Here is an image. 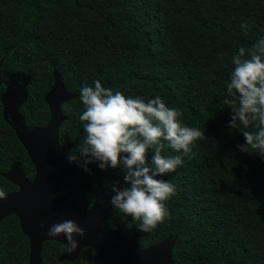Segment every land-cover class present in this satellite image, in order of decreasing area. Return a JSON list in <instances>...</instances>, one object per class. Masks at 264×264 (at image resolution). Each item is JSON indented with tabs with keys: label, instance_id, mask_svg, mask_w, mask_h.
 Masks as SVG:
<instances>
[{
	"label": "trees",
	"instance_id": "obj_1",
	"mask_svg": "<svg viewBox=\"0 0 264 264\" xmlns=\"http://www.w3.org/2000/svg\"><path fill=\"white\" fill-rule=\"evenodd\" d=\"M260 39L264 0H0L1 67L31 75L22 108L27 120L48 123L45 95L55 72L74 94L62 105L66 119L59 130L61 145L77 140L67 154L79 157L77 147L86 136L80 89L94 87L96 80L128 98L147 102L159 95L181 110L185 125L204 132L187 156L162 141V156L184 161L158 177L176 189L165 202L170 218L145 233L137 227L140 221L118 209L109 217L111 228L127 238L135 235L143 249L174 239L175 264H264V157L250 146L240 150L247 143L242 132L258 129L230 128L232 108L223 103L233 56ZM152 155L149 149V165ZM14 160L33 178L26 149L0 113V188L6 193L17 189L4 177ZM98 163L88 164L90 171L79 166L56 196H67L81 210L97 199L104 209L112 205L113 185L128 186L124 170H102ZM67 250L46 241L42 264L100 263L91 247L75 261H59ZM29 254L19 218L7 216L0 222V264H30Z\"/></svg>",
	"mask_w": 264,
	"mask_h": 264
},
{
	"label": "clouds",
	"instance_id": "obj_2",
	"mask_svg": "<svg viewBox=\"0 0 264 264\" xmlns=\"http://www.w3.org/2000/svg\"><path fill=\"white\" fill-rule=\"evenodd\" d=\"M240 27L247 31L249 25L242 23ZM232 64L234 69L223 100L232 108L229 127L239 129L254 125L257 131L242 132L247 143L240 146V150L248 152L250 146L264 157V39L248 49L241 47L233 56ZM0 78H4L2 73ZM79 98L84 107L79 120L84 122L86 136L77 147L79 157L69 153V161L77 162L82 158L80 167L85 171H90L87 165L93 162H99L102 170L108 166L122 167L128 186L120 189L113 185L115 194L111 204L140 221L139 231L154 230L170 218L165 202L176 194L171 182L158 177L175 172L184 163L180 155L162 156V141L187 156L192 153L195 142L205 137L204 132L185 125L181 110L168 107L159 95L147 102L139 97L128 98L96 80L94 87L85 85L80 89ZM149 149L154 150L150 165ZM6 197L7 193L0 188V200ZM47 234L50 237L64 234L68 250L72 252L78 247L74 236H84L85 232L73 220H64L53 224Z\"/></svg>",
	"mask_w": 264,
	"mask_h": 264
},
{
	"label": "water",
	"instance_id": "obj_3",
	"mask_svg": "<svg viewBox=\"0 0 264 264\" xmlns=\"http://www.w3.org/2000/svg\"><path fill=\"white\" fill-rule=\"evenodd\" d=\"M15 76L31 75L24 72ZM27 84H24V88ZM26 89L20 98L11 92L3 97L6 107V119L17 131L18 138L36 166L33 181L22 173L21 164L15 163L5 174L6 178L19 187V191L7 194L0 200V222L9 215L19 218L22 231L30 241V264H42V246L52 240L68 245L64 234L50 237L48 229L55 223L73 220L84 229L85 235L74 236L78 242L75 251L62 254L59 261H75L82 250L93 248L100 257L99 264H175L173 258L174 239H167L147 249H143L135 235L127 238L120 231L109 226V217L115 210L113 205L102 209L99 199L87 210H81L67 196L54 197L63 183L76 173L83 160L70 162L67 152L76 144L62 146L59 142V129L66 119L61 106L74 97L67 91L60 76L54 73V83L45 95V102L51 110V118L44 127L29 128L25 117L20 112L21 105L26 101ZM9 97V100L7 98ZM43 225V227H42ZM70 246V245H69ZM68 247V246H67Z\"/></svg>",
	"mask_w": 264,
	"mask_h": 264
},
{
	"label": "flooded vegetation",
	"instance_id": "obj_4",
	"mask_svg": "<svg viewBox=\"0 0 264 264\" xmlns=\"http://www.w3.org/2000/svg\"><path fill=\"white\" fill-rule=\"evenodd\" d=\"M2 61H0V73H2L3 74V76H4V78H0V113H1V115H2V119L4 120V122L5 123H7L13 130H14V132H15V134H16V136H17V138H18V135H17V131H16V129L13 127V125L10 123V122H8L7 121V119H6V117H5V115H6V107H5V103L3 102V98H2V95H3V97H6V95L8 94V93H11V92H13L15 95H16V97L17 98H20L21 97V95H22V92L24 91V89H26V91H27V93H28V95L27 96H29V91H28V87H29V85L31 84V79H30V81L28 82V83H26V79L24 78V77H19V76H15L14 74H16V73H6V72H4V70L2 69ZM24 84H27L26 85V87L24 88ZM27 99H28V97H27ZM27 99H26V101H27ZM7 100H9V97L7 98ZM26 101L21 105V107H20V112L23 114V116L25 117L24 119H25V122H26V124H27V126L29 127V128H34V127H44L45 125H43V126H39V125H36V124H34V123H30L28 120H27V118H26V116H25V114H24V112H23V110H22V108H23V106H24V104L26 103ZM47 104V103H46ZM48 105V104H47ZM49 107V106H48ZM61 109H62V106H61ZM49 113H50V118H51V110H50V107H49ZM63 111V110H62ZM64 113V112H63ZM65 115V114H64ZM66 116V115H65ZM50 118H49V120H50ZM65 121V120H64ZM63 121V122H64ZM49 122V121H48ZM48 124V123H47ZM46 124V125H47ZM60 130V129H59ZM18 140L20 141V139L18 138ZM21 142V141H20ZM60 142V141H59ZM21 144L23 145V143L21 142ZM61 145V144H60ZM62 146H65V145H62ZM23 147L25 148V146L23 145ZM26 149V148H25ZM26 151H27V149H26ZM28 153V152H27ZM68 153V152H67ZM29 155V154H28ZM68 155V154H67ZM29 159H30V161H31V163L33 164V166H34V168H35V172H34V176H33V178H29V176H28V168H27V170L25 169V167H24V164H23V162L22 161H20V160H14L11 164H10V166H9V170L5 173V174H7L10 170H11V166L13 165V164H15V163H20L21 164V170H22V173H23V175L28 179V180H30V181H33V179H34V177H35V175H36V166H35V164L32 162V160H31V158H30V156H29ZM27 166H29V165H27ZM5 174H4V177L6 178V176H5ZM7 179V178H6ZM8 180V179H7ZM9 181V180H8ZM11 182V181H10ZM12 183V182H11ZM64 184V183H63ZM62 184V185H63ZM15 185V184H14ZM16 186V185H15ZM17 187V189L16 190H14V191H11V192H9V193H12V192H15V191H19V187L18 186H16ZM62 187V186H61ZM61 190V189H60ZM60 192V191H59ZM58 192V193H59ZM9 193H7V194H9ZM57 193V194H58ZM57 194H55V196L54 197H60V196H64V195H59V196H56ZM102 209H104V208H102ZM30 242V241H29ZM68 248V247H67ZM66 252H68V250L66 251ZM65 252V253H66ZM64 254V253H63Z\"/></svg>",
	"mask_w": 264,
	"mask_h": 264
}]
</instances>
